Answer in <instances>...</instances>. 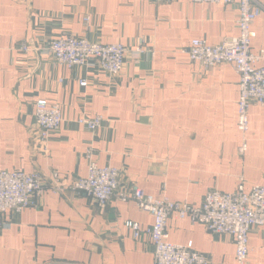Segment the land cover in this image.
I'll return each instance as SVG.
<instances>
[{
    "label": "crops",
    "instance_id": "crops-1",
    "mask_svg": "<svg viewBox=\"0 0 264 264\" xmlns=\"http://www.w3.org/2000/svg\"><path fill=\"white\" fill-rule=\"evenodd\" d=\"M256 1L262 10L252 25V51L264 47V0ZM237 13L236 5L191 0H0V170L46 179L56 173L67 183L87 174L91 148L99 165L120 169L122 181L174 201L199 205L210 189L264 185V105L250 104L242 134L232 65L204 68L184 52L195 38L215 45L237 35ZM65 34L123 43L122 72L68 67L19 49L22 41L42 46ZM39 98L58 104L63 116L46 151L34 117ZM83 115H103L104 122L91 132L77 123ZM2 220L8 224H0V264H154L149 235L134 238L125 226L146 228L153 218L131 200L100 205L49 189L37 207L9 211ZM168 229L171 242L203 253L209 264H234L229 235L189 218H170ZM248 245L247 263L264 264V227L250 230Z\"/></svg>",
    "mask_w": 264,
    "mask_h": 264
},
{
    "label": "built area",
    "instance_id": "built-area-1",
    "mask_svg": "<svg viewBox=\"0 0 264 264\" xmlns=\"http://www.w3.org/2000/svg\"><path fill=\"white\" fill-rule=\"evenodd\" d=\"M153 3H168L172 0H140ZM194 3H212L219 7L237 6L238 34L223 39L218 44H209L204 38L192 39L184 52L189 61L209 68L221 63H229L239 76L237 100V128L245 134L249 129L248 108L255 103L264 105V47L252 51L255 37L253 22L261 14V5L256 0H191ZM90 21V16H84ZM19 49L35 51L39 55L52 57L57 63L68 67L97 65L110 75H118L124 67L128 48L121 42L91 41L72 34L60 35L44 45L22 41ZM148 48L136 47L145 52ZM80 86L87 81L81 79ZM35 123L39 135L38 142L46 151V142L62 123L63 116L58 104H50L47 99L35 102ZM104 122L103 115L81 116L77 123L93 132ZM246 141L240 147L245 151ZM87 174L67 183L54 173L46 179L40 173H26L20 170H0V217L12 210L28 206H38V196L45 190L55 192L70 191L85 195L88 199L105 205L110 199L133 201L135 206L148 212L153 222L146 228L133 221H126L134 238L142 233L149 235L153 245L154 264H209L205 255L182 244L169 240L168 222L170 218H189L200 223L213 233L227 234L235 245L234 264H248L249 232L253 227H264V185L253 184L245 189L241 181L231 192L218 189L208 190L202 202L194 205L185 201H174L166 195H152L141 189L136 182L126 183L120 178V169L111 165H99L94 159V150L87 148ZM3 219V218H2ZM6 226L5 220L0 222Z\"/></svg>",
    "mask_w": 264,
    "mask_h": 264
}]
</instances>
